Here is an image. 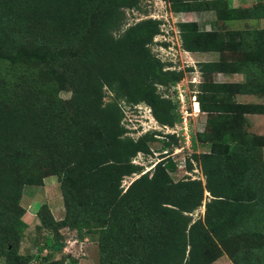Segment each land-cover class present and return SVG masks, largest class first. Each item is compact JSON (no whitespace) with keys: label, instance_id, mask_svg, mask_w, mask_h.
<instances>
[{"label":"trees","instance_id":"trees-1","mask_svg":"<svg viewBox=\"0 0 264 264\" xmlns=\"http://www.w3.org/2000/svg\"><path fill=\"white\" fill-rule=\"evenodd\" d=\"M167 1L172 12L214 10L222 21L264 17V0L239 8L229 0ZM139 2L0 0L4 264H65L52 253L64 227L96 237L100 264H210L223 255L230 264H264V133L245 128V114L264 113V104L237 100L264 94V28L205 31L195 21L178 23L185 51L218 54L198 63L202 81L194 90L205 124L191 134V145L208 150L192 159L203 180H174L176 164L162 154L124 188V177L142 170L132 163L138 152L150 153L157 140L163 148L179 144L175 134L157 138L158 131L128 135L125 107L144 104L160 125L180 124L176 92L167 90L185 73L167 68L151 50L160 20L142 18L122 29L125 10L139 9ZM217 73L242 80L217 81ZM186 168L193 169L191 158ZM47 175L57 177L64 215L55 219L41 204L36 228L47 235L35 255L23 254V187L42 185ZM203 201V214L194 217Z\"/></svg>","mask_w":264,"mask_h":264},{"label":"rangeland","instance_id":"rangeland-1","mask_svg":"<svg viewBox=\"0 0 264 264\" xmlns=\"http://www.w3.org/2000/svg\"><path fill=\"white\" fill-rule=\"evenodd\" d=\"M205 15L206 17H209L208 14ZM147 17L160 20V29L163 31L162 36H157L153 39L150 46L152 52L167 65L172 67V69L185 70L183 79L179 84L177 83L175 85L177 86L176 88H174V86L167 90V94L172 95L174 90L176 92V89L178 92L182 93L184 102L180 107L182 110L181 114L182 117L185 116L186 118L187 127H189L187 128L188 133H190L189 135H195L197 132L203 130L205 124V114L199 111L195 112L193 105L194 90L197 88L196 85L202 81L201 74L198 71V63L205 60L217 59L218 54L213 52H203L197 53L196 55L194 53H189L182 48L178 23L181 21H187V18L182 13L172 12L167 0H140L139 9H126L122 29L129 24ZM244 24L253 27L264 26V19L234 22L236 28H243ZM163 43H166V45ZM188 67L192 70L188 71ZM227 76L233 77V75ZM227 76L222 73H217L214 75V79L217 81H223L227 79L225 78ZM69 95L70 93L67 91L60 93L62 98H68ZM105 99H109V96H106ZM178 101L180 103V100ZM127 108L128 107H125V125L140 124V122L143 123L142 120L145 118H149L148 122L153 120L148 108L144 105H140L135 111H127ZM150 125H155L154 121H152ZM176 126L178 131H182L180 130L181 126H179V124ZM154 127H156V125ZM177 138L179 144L171 145L166 148H163L161 141L158 140L150 143V153L141 157V163L148 165L153 161H157L160 155L164 153L162 149H166L169 151L168 155H170L176 164L175 168L170 172L174 180L180 179L186 175L203 180L200 165L197 161L192 159V154L206 151L208 150V146L197 142L193 148L191 141L187 143V141L184 140L185 138L181 139L179 136ZM187 158H191L194 170H187ZM143 167L144 166H142V168ZM146 169H149V167ZM137 176V174L136 176L134 174L131 176H125L122 181V186L126 187ZM43 203H47L49 210L55 219H61L63 217L64 208L60 187L57 177L54 175L44 176L42 185H26L23 187L20 205L25 209L22 219L27 223V227L25 228L19 242L18 251L20 253L35 255L38 251V246L42 245L43 238L47 235L46 230H39L36 228L39 225L36 212L39 206ZM203 212L204 201L202 206L194 212L193 216L196 217L197 214L202 215ZM60 234L62 238L57 242L54 248H52L53 259L64 257L65 264H67L70 259H68V257L70 256L71 258L76 259L78 264H100L98 243L95 236L84 235L83 238H80L75 230H70L67 227L60 229ZM46 252L47 250L44 249L42 253L44 254ZM227 258V256L223 255L210 264H226ZM3 262V260H0V264H4ZM29 264H37V262L33 260Z\"/></svg>","mask_w":264,"mask_h":264},{"label":"crops","instance_id":"crops-1","mask_svg":"<svg viewBox=\"0 0 264 264\" xmlns=\"http://www.w3.org/2000/svg\"><path fill=\"white\" fill-rule=\"evenodd\" d=\"M231 2V6L233 8H239V7H247L251 6L253 3L256 2V0H229ZM182 13L186 18L187 21H195L198 23L200 29L209 31L211 29H221L224 26L230 29H243V28H264V26L259 27H253L247 24H244L243 28L239 27L236 28L234 25V22L236 21H247V20H262L264 17L261 18H249V19H230L227 21H222L217 18L216 12L214 10H195V11H184L179 12ZM205 14H208L209 17H206ZM196 17V18H195ZM189 52V51H187ZM194 53L197 55V53H203V52H189ZM216 53V52H213ZM215 60V59H214ZM205 61H212V60H205ZM203 62V61H201ZM227 76V75H225ZM240 75H233L227 76L225 80L223 81H241L242 76L238 77ZM237 100L239 102L244 103H260L264 104V94L262 95H256V94H238ZM200 112V111H199ZM204 113V112H202ZM205 114V113H204ZM245 128L248 132L253 134H263L264 133V113H247L245 114ZM263 159H264V147H263ZM231 261L227 258V263L230 264Z\"/></svg>","mask_w":264,"mask_h":264},{"label":"built area","instance_id":"built-area-1","mask_svg":"<svg viewBox=\"0 0 264 264\" xmlns=\"http://www.w3.org/2000/svg\"><path fill=\"white\" fill-rule=\"evenodd\" d=\"M161 30V29H160ZM162 34H163V31L161 30V33L160 34H158L157 36H162ZM157 36H155V37H157ZM154 37V38H155ZM167 68H170V69H172V67H170V66H168ZM179 84V83H178ZM177 86H175L174 88H176ZM176 97H177V99L178 100H180V103H179V112H180V114H181V112H182V110H181V106L183 105V102H184V98H183V95H182V93L181 92H178L177 91V89H176ZM193 98H194V103L193 104H197L198 105V103L196 102V98H195V95H193ZM179 102V101H178ZM181 104V105H180ZM140 105H144V104H139V105H137V106H135V107H133V108H130V107H128L127 108V111L128 110H131V111H135ZM145 107H147L146 105H144ZM148 108V110H149V113H150V115H151V111H150V108L149 107H147ZM198 108V107H197ZM132 109H134V110H132ZM194 111H195V109H194ZM198 111H199V108H198ZM198 111H195V112H198ZM126 113V111L124 110V114ZM152 116V115H151ZM152 119L153 120H150L149 122H148V120H149V118H145V119H143L142 121H143V123H141L140 122V124L138 123V124H134V125H125V116H124V118H123V123H124V125L126 126V128H127V134L128 135H130L131 137H133V138H138L139 136H141L143 133H145V132H148V131H158L159 132V134H157L156 135V137L157 138H159V139H162V138H165V135L166 134H175L176 135V137H180L181 139H184V140H186L187 141V143L189 142V141H191V135H189L190 133H188V129L187 128H189V127H187V121H186V118H185V116L184 117H182V114H181V122H180V124H179V126H181V129L180 130H182V131H178L177 130V126H173V127H170V126H166V125H160L154 118H153V116H152ZM152 121H154V123H155V125H156V127H154L155 125H150V123L152 122ZM146 123H148V124H146ZM146 126H147V128H146ZM146 128V129H145ZM190 132V131H189ZM164 151V153L163 154H166L167 156H169L168 154L169 153H167V150L165 149V150H163ZM149 154V153H148ZM147 153H143V152H138L137 154H136V156L132 159V163H134V164H136V165H139V166H144L143 168H142V170L140 171V173H138L137 175L139 176V175H141V174H143V173H145V172H147V171H151L153 168H154V165L158 162V161H160V159H161V155H160V157L158 158V160L157 161H153L152 163H150V164H148V165H144V164H142L141 163V160H142V156L143 155H148ZM149 167V169H146V168H148ZM192 170H194V169H192ZM135 176H136V173L134 174ZM194 175H196V174H194ZM137 176V177H138ZM202 176V175H201ZM193 178V177H192ZM127 187V186H126ZM126 187H124V188H126Z\"/></svg>","mask_w":264,"mask_h":264},{"label":"bare ground","instance_id":"bare-ground-1","mask_svg":"<svg viewBox=\"0 0 264 264\" xmlns=\"http://www.w3.org/2000/svg\"><path fill=\"white\" fill-rule=\"evenodd\" d=\"M193 105H194V109H195V111H196V110L198 111L197 104L195 103V104H193Z\"/></svg>","mask_w":264,"mask_h":264}]
</instances>
